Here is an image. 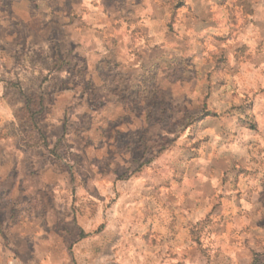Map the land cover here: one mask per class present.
<instances>
[{
	"label": "clouds",
	"instance_id": "obj_1",
	"mask_svg": "<svg viewBox=\"0 0 264 264\" xmlns=\"http://www.w3.org/2000/svg\"><path fill=\"white\" fill-rule=\"evenodd\" d=\"M178 2L20 0L0 32V264H264V0ZM65 120L76 146L51 159L39 129L55 144Z\"/></svg>",
	"mask_w": 264,
	"mask_h": 264
},
{
	"label": "rangeland",
	"instance_id": "obj_2",
	"mask_svg": "<svg viewBox=\"0 0 264 264\" xmlns=\"http://www.w3.org/2000/svg\"><path fill=\"white\" fill-rule=\"evenodd\" d=\"M20 6V0H0V19L3 20V23L0 24V32L12 35L13 33L17 32L22 27V20L18 18H14L16 16V13L19 11ZM183 2H178L175 7L176 9L183 8ZM49 59H54L56 63H63L62 57L59 54V50H56V52L52 53V56L49 57ZM188 59H192L189 57ZM193 62H195L193 60ZM48 80V77L45 76L44 80L40 82L39 87H43L44 83ZM30 88H35V85H29ZM138 93V89L133 84V86L129 88H125L121 91V93L118 96V102L123 105H132L133 102L136 100V96ZM140 96L146 95L145 91L139 92ZM42 97V96H40ZM28 103L30 106L36 107V114H41L44 106V98H39V95L32 91L28 94ZM147 103V100L144 101ZM85 107L89 110V112H94L92 109L91 104H86ZM89 112H85L84 115L87 117L89 115ZM0 117H3V111L0 110ZM135 118V117H134ZM95 122V118L93 116V123ZM38 127V122H35ZM60 128L63 129L62 133L59 135L53 134L56 136L55 144H50L49 138H48V132L44 129H39V146L47 149L43 155L51 157V159H63L64 157L61 155L62 152H67L68 149L74 148L75 145V138L78 135V129L76 127H73L67 120L65 122L60 124ZM90 131V129H89ZM3 137H0V140H2ZM66 145V147H65ZM91 150V149H90ZM187 180V178H185ZM215 233L212 234L213 237H215Z\"/></svg>",
	"mask_w": 264,
	"mask_h": 264
},
{
	"label": "crops",
	"instance_id": "obj_3",
	"mask_svg": "<svg viewBox=\"0 0 264 264\" xmlns=\"http://www.w3.org/2000/svg\"><path fill=\"white\" fill-rule=\"evenodd\" d=\"M39 98H42V97L39 96Z\"/></svg>",
	"mask_w": 264,
	"mask_h": 264
}]
</instances>
